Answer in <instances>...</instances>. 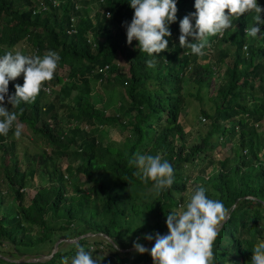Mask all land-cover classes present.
Returning <instances> with one entry per match:
<instances>
[{
	"label": "trees",
	"instance_id": "16d2710c",
	"mask_svg": "<svg viewBox=\"0 0 264 264\" xmlns=\"http://www.w3.org/2000/svg\"><path fill=\"white\" fill-rule=\"evenodd\" d=\"M129 2L0 0V55L23 42L28 48L23 54L52 50L60 56L36 101L21 105L17 123L30 131L32 151H21L19 158L12 133L0 136V182L5 184L0 190V264H62L75 254L76 245L94 252L107 247L106 264H153L148 253L115 250L98 233L115 240L119 249L133 247L137 238L143 246L154 243L143 236L167 234L166 215L180 210L189 180L196 182L193 190L204 187L209 198L230 210L213 243L217 264H250L253 246L264 239V134L256 133L264 123V24L256 38L249 37L244 30L254 23L253 13L242 14L222 35L213 36L205 55H193L179 47L178 37L180 20L195 12L194 0H177L168 50L148 56L126 43L124 24L133 15ZM260 3L264 8V0ZM70 14L77 18L72 34L67 33ZM149 59L155 67H147ZM104 65L108 68L98 71ZM214 78L216 88L208 93ZM186 79L197 94L205 91L212 106L210 113L199 109L205 131L198 130L199 138L190 145L180 121L187 104ZM15 84H23L22 75L9 82V94ZM96 86L109 95L122 89L114 109L107 112V103L96 104ZM106 125L116 129V137L103 141L98 131ZM229 133L232 156L212 161V141ZM137 152L160 154L172 165L170 189L149 194V186L128 165ZM196 162L204 164L191 176L189 168ZM36 175L44 183L28 195L26 185ZM85 233L93 235L60 242L42 261H12L48 255L58 239Z\"/></svg>",
	"mask_w": 264,
	"mask_h": 264
},
{
	"label": "clouds",
	"instance_id": "9594fccd",
	"mask_svg": "<svg viewBox=\"0 0 264 264\" xmlns=\"http://www.w3.org/2000/svg\"><path fill=\"white\" fill-rule=\"evenodd\" d=\"M129 7L133 15L131 22L124 24L126 43L131 45L135 40L139 53L148 56L167 51L169 41L166 37L171 36L169 25L176 21L177 0H130ZM194 8V13L180 20L178 39L180 48L197 56L205 55L204 49L210 47V37L222 35L242 14L253 13L254 23L244 30L249 37L256 38L260 33L259 26L264 24L261 19L264 8L257 0H194ZM59 60V54L52 50L43 55L5 50L0 55V136L7 137L10 132L15 138L22 135L17 123L23 113L21 105L36 101L42 85L52 80ZM146 65L153 68L155 61L149 59ZM21 75L23 84H15L14 94H9V82ZM128 165L136 169L133 175L149 186L148 192L153 196L174 184V168L160 154L134 153L128 159ZM229 212L222 201L209 198L204 187H196L184 199L179 211L166 215L167 234H145L144 240L154 241L151 249L144 247L140 238L133 241V248L139 254L148 253L153 264H217L213 243L222 222L229 218ZM110 243L115 250L119 249L115 240ZM251 253L250 264H264V239L253 246ZM62 264H99V261L93 258L91 250L76 245L75 254L64 257Z\"/></svg>",
	"mask_w": 264,
	"mask_h": 264
},
{
	"label": "rangeland",
	"instance_id": "374dc122",
	"mask_svg": "<svg viewBox=\"0 0 264 264\" xmlns=\"http://www.w3.org/2000/svg\"><path fill=\"white\" fill-rule=\"evenodd\" d=\"M257 4L260 6V0H257ZM93 14L92 12L90 14H88L87 18H92ZM77 18L75 17V21H73L71 24H73L75 26ZM1 23V22H0ZM76 30V27H74ZM220 35V34H219ZM90 33H87V38L90 39ZM212 38L214 37H210V42L212 43ZM136 41L134 40L133 43L131 45H136ZM210 48H212V45L210 46ZM25 50L26 52L28 51L27 46H24V43L22 42H17L15 45L12 46V51H20L22 53H24ZM228 60V59H227ZM212 67L214 68V64H212ZM220 71H222V69H224V66L221 65L220 66ZM64 68H61L58 70V73L60 75H62ZM122 70V69H121ZM215 70L217 71V68H215ZM216 83L217 80L214 78L213 80H211V83L207 89L208 93H211L215 90L216 88ZM184 87H188V94L186 95V106L181 110L180 113V121L181 124L183 126L184 131H188L187 132V138H186V144L190 145L191 143H194L197 141V139L199 138V134H198V130H200V132H204L205 128H203L204 123H206V120L203 121L202 120V115L198 114L199 109H204L206 112L210 113L212 111V106L211 104L208 102L207 98L205 97V91L201 90L199 92V94H197L196 92V88L195 86L191 85L188 83V80L186 79L184 81ZM119 91H122V89L120 88H114L111 92L110 95L109 93L102 87L100 86H96L93 94V100L96 101L97 103H107V112L110 111L111 109H114L115 106L117 105V101H118V97H119ZM123 94V93H122ZM99 105V104H98ZM21 126V132L22 135L19 138H15L12 135V138L15 140L16 142V151L18 154V157L20 158V152L21 151H32V145L29 143L31 142V133L30 131L23 125L18 123ZM115 128L114 127H110V125H106V126H102L101 129H99L98 131V139H101L103 141L105 140H110L112 138H115ZM256 133L257 134H264V123L258 125L257 129H256ZM233 135H231L230 133L227 134H223V135H218L217 139L212 141V145L213 146V151L210 154V159L212 161L214 160H218V159H222L224 157H230L232 156L233 153V147L235 146L233 144ZM240 153L243 152V150H239ZM261 158L264 159V153L261 155ZM203 163H198L196 162V164L193 167H190V175H196L198 174V169L201 165H203ZM213 169H215L216 167H212ZM197 169V170H196ZM210 172V170H207ZM44 183V179L39 177L38 175L34 176V178L26 185L25 191L27 192L28 195H31L33 193V190L36 188V186L38 184H43ZM72 183V180L70 181V184ZM186 189L185 192L183 194L185 195H189L191 193L192 189V185L196 184V182L189 180L188 183H186ZM83 188L86 187V185L82 186ZM5 189V184L3 182H0V190L2 192H4ZM215 195L212 194V198ZM261 225L262 222H261ZM264 232V230H263ZM262 232V234H263ZM62 248H60L61 250ZM93 250V248H92ZM93 253V258L99 261V264H106L103 261V257L108 256L109 254V249L107 247H103L100 249V251L94 252ZM44 255V254H42ZM29 256H22L21 259L23 258H27ZM33 257V256H30Z\"/></svg>",
	"mask_w": 264,
	"mask_h": 264
},
{
	"label": "water",
	"instance_id": "95a60500",
	"mask_svg": "<svg viewBox=\"0 0 264 264\" xmlns=\"http://www.w3.org/2000/svg\"><path fill=\"white\" fill-rule=\"evenodd\" d=\"M261 203L264 205V202L263 201H261ZM233 206L234 205H232L231 208ZM222 224H223V222H222ZM98 234L101 235L108 242L111 241L106 235L101 234V233H98ZM92 235H93L92 233H85V234L79 235V236H77L75 238H60V239H58L57 241L54 242L53 247H52V250H51V252L48 255H42L41 254V255L36 256V257H27L24 260L15 259V260H12V261H14V262H36V261H42L44 259H47V258L51 257V255L56 251V248H57V246H58V244L60 242H74L78 238L85 237V236H92ZM153 244L154 243H152L150 245H146L144 247L150 248L151 246H153ZM118 250L121 251V252H127V251H130V250H134V248L131 247V248L118 249Z\"/></svg>",
	"mask_w": 264,
	"mask_h": 264
},
{
	"label": "built area",
	"instance_id": "2783aa9c",
	"mask_svg": "<svg viewBox=\"0 0 264 264\" xmlns=\"http://www.w3.org/2000/svg\"><path fill=\"white\" fill-rule=\"evenodd\" d=\"M99 1H102V0H99ZM77 8H78V6L76 4H74V9H77ZM40 9L42 10V8H40ZM104 14H105V16H108L109 12L107 10H104ZM73 16H74L73 14L69 15V24H68V27H67V33L68 34H72V33L75 32V28L73 27L74 25L71 24L73 21H75V18ZM90 36H91V34H90ZM91 40H92V36L90 37V39L87 38V42H92ZM107 68H108L107 65H104L101 68H99L98 71H105ZM43 90L46 93H50L48 87H43ZM87 128L88 127L86 125L83 126V129H87Z\"/></svg>",
	"mask_w": 264,
	"mask_h": 264
},
{
	"label": "crops",
	"instance_id": "0c3cea01",
	"mask_svg": "<svg viewBox=\"0 0 264 264\" xmlns=\"http://www.w3.org/2000/svg\"><path fill=\"white\" fill-rule=\"evenodd\" d=\"M262 121H264V117L262 118Z\"/></svg>",
	"mask_w": 264,
	"mask_h": 264
}]
</instances>
